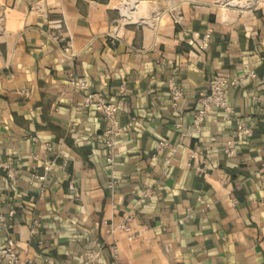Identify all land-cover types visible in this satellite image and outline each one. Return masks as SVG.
I'll return each mask as SVG.
<instances>
[{"label": "crops", "instance_id": "obj_1", "mask_svg": "<svg viewBox=\"0 0 264 264\" xmlns=\"http://www.w3.org/2000/svg\"><path fill=\"white\" fill-rule=\"evenodd\" d=\"M53 19L72 55L51 37ZM263 31L264 0H0V161L11 159L16 175L0 171L11 224L0 228V249L11 234L36 264H79L95 240V264H264ZM71 74L130 123L112 165L105 121L81 107ZM215 74L238 80L227 90L232 111L211 108L197 129ZM170 81L183 93L176 103ZM160 137L172 155L153 157ZM47 162L41 185L32 174Z\"/></svg>", "mask_w": 264, "mask_h": 264}, {"label": "built area", "instance_id": "obj_2", "mask_svg": "<svg viewBox=\"0 0 264 264\" xmlns=\"http://www.w3.org/2000/svg\"><path fill=\"white\" fill-rule=\"evenodd\" d=\"M48 26L51 37L60 41H65L63 52L68 55H72V43L63 32V21L61 19H53L49 21ZM210 34L211 32L209 30L203 34L200 42L194 46L197 51L201 52L209 46ZM261 41L264 43V31L262 32ZM248 75L254 77L255 73L253 71H249ZM237 82L238 80H231L223 75H213L208 83L207 91L202 92L199 98V107L196 114L194 115L193 120V123L197 129L200 127V124L205 119L211 108H221L227 114L232 111V106L228 102L227 90L230 85H233ZM69 83L73 90L81 92V107H93L100 114V117L105 121V128L102 132V142L105 150V160L109 165H112L114 161V148L116 139L123 134L124 130L130 126V123H128L126 126H123L119 123L117 117V103L109 100L103 94L91 90V81L86 76L71 74L69 76ZM169 89L172 101L176 103L182 97V90L173 81H170ZM236 128L240 134L247 136L251 133L250 128L242 124L240 121L237 122ZM234 145V139H230L227 142L226 152L228 155L234 154ZM45 147L46 149L51 148L49 144H46ZM159 153H165L168 156L173 154V148L171 147L168 138L160 137L156 142L155 153L153 154V157H156V155ZM194 155L195 154L192 153V156ZM53 164V162H47L44 165V172L33 173L32 178L39 181L41 185H43L47 177V172L52 168ZM0 171L4 172L12 182L15 181L16 175L11 159L0 161ZM115 183V175L111 174L108 184L110 187H113ZM149 193V189L144 191V195H148ZM1 227L7 229L11 228V224L9 223L6 215L2 212H0V228ZM123 230L129 238L135 237V234L132 232L131 226L128 223L123 224ZM102 247L103 244L100 241H93V245L80 254L81 261L79 264H95L100 255ZM113 256L115 258L117 257L116 249L114 247ZM0 264H36V262L30 258L23 259L20 255V249L17 242L11 234H8L3 246L0 249Z\"/></svg>", "mask_w": 264, "mask_h": 264}]
</instances>
